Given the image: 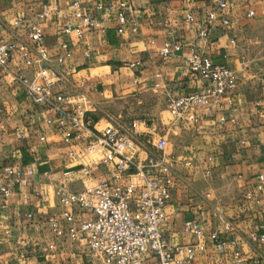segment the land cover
<instances>
[{"label":"crops","instance_id":"0c3cea01","mask_svg":"<svg viewBox=\"0 0 264 264\" xmlns=\"http://www.w3.org/2000/svg\"><path fill=\"white\" fill-rule=\"evenodd\" d=\"M73 1L0 0V41L26 42L33 58L43 47L52 59L51 69L65 76L57 91L91 111L98 130L111 121L127 125L144 120L150 147L161 138L167 141V157L179 163L165 208L171 244H189L185 224L197 220L220 230L224 245L218 256L230 258L232 242L238 241L247 260L244 264H252L254 258L264 264V246L254 245L249 237L252 224L264 221V205L245 199L247 192L264 198V190L260 193L255 187L257 176L264 174V0H227L224 14L229 27L209 19L216 9L214 0H125L133 7L129 16L136 19L137 32L126 29L119 34L117 11L105 7L95 12L101 28L83 39L62 33L64 25L76 23ZM79 1L87 13L98 3ZM44 5L60 11V16L37 18ZM249 11L254 17H248ZM187 14L193 15L192 22L185 21ZM15 21H20L18 27ZM34 23L43 27L40 44L25 38ZM202 29L208 31L207 38H199ZM166 42L185 48L196 45L215 64L233 71L237 80L233 105L198 107L174 119L168 110L170 100L202 93L204 82L189 70L183 54L160 56ZM67 51L70 57L59 63L57 57ZM137 63L140 66L131 67ZM18 75L33 73L16 53L8 71L0 72V179L12 191L9 197L0 191V264H91L81 243L60 246L58 256H46L41 248L53 240L49 219L60 212L58 190H81L92 180H109L113 165L94 168V178L87 179L80 166L86 162L70 155L81 153L83 143L74 141V134L66 136L65 130L45 124L53 115L44 114L26 98L14 81ZM133 116L137 117L128 120ZM138 153L141 159L147 156ZM9 167L32 169L33 174L19 183L5 177ZM219 217L237 225L241 233L226 232ZM62 225L69 229V224ZM206 261L202 254L194 264Z\"/></svg>","mask_w":264,"mask_h":264},{"label":"built area","instance_id":"2783aa9c","mask_svg":"<svg viewBox=\"0 0 264 264\" xmlns=\"http://www.w3.org/2000/svg\"><path fill=\"white\" fill-rule=\"evenodd\" d=\"M97 1L93 11L87 13L81 2L74 0L71 8L76 23L64 25L62 33L83 39L88 32L99 30L101 20L95 12L105 7L117 11L119 34H123L126 29L134 33L138 31L136 19L129 16L134 10L128 1ZM214 3L216 9L209 14V19L229 27L230 20L224 14L229 2L214 0ZM53 16L59 17L60 11L53 10L49 5H44L37 13L40 20H48ZM248 17H254V12L249 11ZM185 21L192 22L193 15L187 14ZM14 25L18 27L20 21H15ZM198 36L207 38L208 31L202 29ZM44 37L43 27L38 23H34L25 36L27 41L34 44L42 43ZM63 48L68 49L67 45ZM16 53L33 75H18L14 81L41 112L53 115L45 119L47 126L57 131L65 130L66 136L74 134V141L83 143L81 153L73 151L70 155L86 162L80 165L84 176L92 180L94 168L113 165L109 180H92L81 190H58L60 212L49 219L53 240L41 248L46 256L60 255L59 247L66 243H81L88 250L91 264H149L151 259L156 260L155 264H194L202 254H206L205 264L246 263L238 241L232 242L235 248L230 258L218 256V250L224 245L220 230L210 229L197 220L185 224L184 232L190 238L189 244L175 245L167 240L168 217L165 208L171 198L179 163L167 157L165 139L161 138L150 147L151 143L146 140L143 131V127H147L146 121H133L127 125L111 121L103 130H98L91 111L57 91L65 76L51 69L49 64L52 59L43 47L37 48V58H33L26 42L0 41V72L8 71L9 63ZM176 54H183L189 70L204 82V89L202 93L171 99L168 110L174 119H181L198 107L214 105L224 108L233 105L237 82L233 71L225 65L215 64L196 45L185 48L181 44L166 42L160 50V56L164 59ZM85 56L89 57L90 54L85 52ZM67 57H70L69 51L58 56L57 61L62 63ZM136 66H140V63L131 65L132 68ZM156 77L160 75L156 74ZM262 80L264 82V77ZM193 121L198 122L194 117ZM41 140H46L45 135ZM140 151L147 155L146 158H140ZM93 154L98 158L90 157ZM186 165L190 166L191 162H186ZM4 174L13 181L24 183L25 176L32 175L33 170L17 171L9 167ZM123 179L129 182L123 184ZM255 187L258 192H263L264 174L257 176ZM0 191L6 197L12 193L1 179ZM245 199L255 200L257 206L264 205V198H255L251 192L245 194ZM83 215H90L91 218L83 219ZM219 222L226 232L241 233L237 225L226 221L224 217H219ZM63 223L69 224L68 230L63 228ZM249 237L254 245L264 246V221L252 224ZM251 261L252 264H263L261 258Z\"/></svg>","mask_w":264,"mask_h":264},{"label":"rangeland","instance_id":"374dc122","mask_svg":"<svg viewBox=\"0 0 264 264\" xmlns=\"http://www.w3.org/2000/svg\"><path fill=\"white\" fill-rule=\"evenodd\" d=\"M110 113H111L112 115H115V116H116V113H115L114 111H112V112H110ZM131 114H133V113L131 112ZM168 116H169V115H168ZM135 117H137V116L129 117L128 120L134 119ZM143 118H144V117H143ZM147 119H148V118H147ZM90 157L98 158V156L95 155V154L91 155ZM155 261H156V260L153 259V261L150 262L149 264H154L153 262H155Z\"/></svg>","mask_w":264,"mask_h":264}]
</instances>
